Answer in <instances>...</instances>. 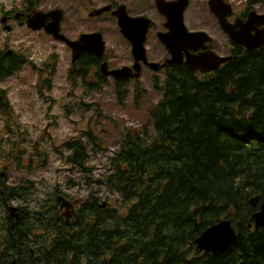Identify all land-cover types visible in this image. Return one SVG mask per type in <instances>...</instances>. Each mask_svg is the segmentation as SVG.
<instances>
[{
    "label": "trees",
    "instance_id": "1",
    "mask_svg": "<svg viewBox=\"0 0 264 264\" xmlns=\"http://www.w3.org/2000/svg\"><path fill=\"white\" fill-rule=\"evenodd\" d=\"M263 1L247 0L246 10ZM42 2L20 0L19 10L31 14ZM14 12L0 5V14ZM234 54L213 75L182 67L158 82L161 99L148 111L152 129L125 130L109 173L98 182L119 197L120 209L91 193L67 225L57 220L62 194L57 187L41 195L28 178L10 184L3 168L0 264H264V228H249L257 210L250 200L264 195V46ZM49 58L53 63L44 69L29 62L24 51L9 55L0 49V81L29 64L38 72L39 87L51 88L52 80L42 78L56 72L57 56ZM100 64L84 53L67 78L75 86L89 84L95 70L104 84L108 79L100 74ZM133 89L139 101L145 89L139 82ZM116 91L120 102L130 94L124 83ZM13 114L8 91L0 89L8 134L15 133ZM18 135L21 141L0 144V169L4 162L27 173L45 168L52 147L43 148L47 141L41 139L25 149L23 132ZM84 138L93 152L104 150L102 138L89 129L64 141L60 153L72 169L87 173ZM16 201L30 206L19 207L18 220L9 213ZM223 219L232 221L235 245L220 256L197 252L194 242Z\"/></svg>",
    "mask_w": 264,
    "mask_h": 264
},
{
    "label": "rangeland",
    "instance_id": "2",
    "mask_svg": "<svg viewBox=\"0 0 264 264\" xmlns=\"http://www.w3.org/2000/svg\"><path fill=\"white\" fill-rule=\"evenodd\" d=\"M172 1V0H165ZM174 1V0H173ZM209 0H191L185 12L184 22L190 31H203L217 39L218 46L225 42L227 52L231 48L229 36L220 28L215 16L208 8ZM124 4L132 17L146 16L154 22L153 29L148 33L146 47L153 55L163 54L164 47L156 37L163 31L165 19L157 12L155 0H43L36 11L44 13L61 9L64 13L62 33L71 40H77L81 34L101 32L106 42V54L112 69L122 68L130 64L131 47L120 33L117 20L111 13L90 18L88 14L107 5ZM239 14L246 9L245 0H227ZM1 7L7 11L20 12V0H0ZM258 13H264V1L255 7ZM19 19L22 15L18 14ZM0 14V49L9 51H24L29 62L40 68H46L52 54L57 56L56 72L53 75L44 74L42 78L51 79V88L39 87L38 72L27 64L16 75L0 81V89L8 91L9 101L14 109L11 128L14 134H8L6 121L0 115V139L4 146L9 139L21 141L25 149L33 146L41 139L43 148L52 147L47 165L43 169H35L32 173L20 170L11 162H4L0 171L8 169V181L16 184L21 179L28 178L37 185L39 194L48 196L57 187L68 200L79 205L91 193L98 196L110 207L120 209V200L116 194L108 191L98 182L103 181L109 173L110 159L118 150L122 133L127 129H142L147 126L152 129L148 114L149 108L161 99V92L151 81V74L146 72L141 79L145 89L139 101L129 86L130 94L124 102H120L112 78L104 84H99L96 71L88 76L89 84L78 83L76 86L67 78L72 64V52L62 42H57L44 31L34 32L26 25L12 19L10 23L2 24ZM233 22V19L230 18ZM5 25L10 26L7 31ZM142 62V61H141ZM162 74L158 75L160 78ZM53 105L49 111V105ZM91 129L102 138L104 150L93 152L90 143L84 138L88 149V172H80L66 164L61 155L64 141L80 137L83 132ZM2 141H0V144ZM23 144V146H24ZM3 151V148H2ZM11 206L27 207L26 203L13 202ZM30 208V206H29Z\"/></svg>",
    "mask_w": 264,
    "mask_h": 264
},
{
    "label": "water",
    "instance_id": "3",
    "mask_svg": "<svg viewBox=\"0 0 264 264\" xmlns=\"http://www.w3.org/2000/svg\"><path fill=\"white\" fill-rule=\"evenodd\" d=\"M190 0H156V7L161 15L166 18V28L168 32H159L158 39L171 52V59L168 61L171 65H180L184 61V53L187 54L186 63L193 73H210L220 67L221 64L227 63L231 57H220L214 52V56L208 57L204 54L192 55L190 50H204L208 48V44L213 42L210 34L203 31H189L184 22V15ZM209 9L219 21L220 27L229 36L230 40L241 47L249 50L259 49L264 45V33L259 36L250 37L251 25L253 19H264V15H257L255 12L249 14L247 21L235 20L234 23L229 21V17L233 15V7L230 3H223L222 0H210ZM110 12L117 19V25L123 37L130 42L132 46V54L136 61V66L131 69L137 70V66L141 61L146 60L145 43L147 34L152 24V20L145 16L132 17L129 15L127 6L122 4L113 10L112 5H107L96 9L89 13V17H99L104 13ZM17 13L15 19L18 21ZM21 16V17H22ZM64 13L61 9H56L47 13L35 11L27 16V27L34 31H44L53 40L66 44L72 52V64L75 66L79 58L88 53L101 60L100 73L102 76L113 77L116 81L122 82L130 79L132 76L127 72L128 68L110 69L108 61L105 59L106 42L101 32L81 34L77 40H70L62 33V21ZM8 18L4 17L2 23H7ZM50 21V22H49ZM7 31L11 27H5ZM240 29V30H239ZM264 32V30H263ZM155 71L159 68L155 67ZM138 77V76H137ZM61 207L69 210L72 207L70 201L63 196H59ZM251 205L257 209L252 215L253 223L249 224L250 229L258 230L264 228V195L255 196L250 200ZM10 216L15 220L19 219V208L16 206L9 207ZM237 239V232L233 227L230 219H223L220 222L208 227L202 232L198 239L194 242L196 251L199 253H209L220 256L228 252ZM16 264V261L13 262Z\"/></svg>",
    "mask_w": 264,
    "mask_h": 264
},
{
    "label": "flooded vegetation",
    "instance_id": "4",
    "mask_svg": "<svg viewBox=\"0 0 264 264\" xmlns=\"http://www.w3.org/2000/svg\"><path fill=\"white\" fill-rule=\"evenodd\" d=\"M173 1V0H172ZM210 1V0H209ZM208 1V3H209ZM223 3H228L227 0H222ZM189 6V5H188ZM118 7L115 6L113 7V9H116ZM233 7V5H232ZM188 8V7H187ZM209 8V6H208ZM210 10V9H209ZM233 10H234V7H233ZM158 12V10H157ZM251 12H255L257 15H264V13H258L257 11H250L248 12L246 9L239 13V14H236L235 12H233V15L229 17V21H230V18L233 19V22L231 23H234L235 20H242V21H247V19L249 18V14ZM159 13V12H158ZM23 16L21 19H19L17 22H19V25L26 21L27 19V16L29 14H26L25 12L22 13ZM160 14V13H159ZM161 15V14H160ZM214 15V14H213ZM7 18H8V21L7 23H10L12 21V19L15 20V13L13 14H8L6 15ZM164 19H165V22L163 23V28L164 30L163 31H159V32H168L169 30L166 28L165 24H166V18L161 15ZM215 16V15H214ZM185 17V15H184ZM218 24H219V21H218V18L215 16ZM152 20V19H151ZM50 22V21H49ZM26 25V24H24ZM22 26V25H21ZM220 26V24H219ZM154 27V22H152V25L150 26V29L148 31V33L153 29ZM221 28V27H220ZM222 29V28H221ZM240 30V29H239ZM251 33H250V37H254V36H259V35H262L264 32V19H253V22H252V25H251ZM191 31V30H190ZM156 34V37L158 35V33ZM211 35V34H210ZM148 36V34H147ZM212 36V35H211ZM213 37V36H212ZM158 38V37H157ZM213 42L208 44V48L207 49H202V50H199V51H196V50H193L191 49L190 50V54L192 55H200V54H204L207 55L208 57H212L214 56L211 52H214L215 54H217L218 56L220 57H234V51L235 50H239V51H254V50H249L247 49L246 47H241L239 45H236V44H233L231 41V48L228 50L227 52V45L225 42L221 43L220 46L217 45L216 41L217 39L213 37ZM159 40V39H158ZM160 41V40H159ZM147 42V41H146ZM129 43V42H128ZM160 43L162 44V42L160 41ZM130 44V43H129ZM236 45V46H235ZM162 46L164 47V53L163 54H159V53H155V56L153 55L152 51L150 50V48L146 47V60L147 61H142L140 62V64L137 66V70L133 71L131 69H133L135 66H136V61L134 59V56L132 54V46L130 44V47H131V60H130V64H128L127 66H123V67H127L128 70L127 72L132 76L130 79H127L125 81H122V82H118L116 81L114 78L113 81H114V84H115V87H117L119 84L121 83H124L128 86H130L132 89L135 85H137V83H141V79H142V76L146 73V72H149L151 74V81L153 83V86L156 87L158 85V82L160 80L162 81H165V79H167L172 73H176L177 71H179L180 68L182 67H186L190 70L189 66L187 65L186 63V59H187V54L184 53V61L182 64L180 65H177V64H173L171 65L168 61L171 59L172 55H171V52L166 48L165 45L162 44ZM264 46V45H263ZM262 46V47H263ZM260 49V48H259ZM3 50H8L7 48H4ZM257 50V49H255ZM9 55H12L13 52L9 51ZM226 63L224 64H221L220 67L210 73H201V72H197V73H193L191 70V72L195 75H201V76H207V75H213L216 71H218L221 67H223ZM155 67H158L159 70L158 71H155L154 68ZM111 69V68H110ZM113 69V68H112ZM162 74V78H160V75ZM138 76V77H137ZM142 84V83H141ZM143 86V84H142ZM135 90L133 89V92ZM135 93V92H134ZM0 141H2V143L4 142L3 140L0 139ZM68 200V199H67ZM79 205H76L74 203H72V207L69 209V210H66V209H63L62 207H60V209L58 210L57 212V220L59 221H64L67 225H69L72 220L77 216V209H78Z\"/></svg>",
    "mask_w": 264,
    "mask_h": 264
},
{
    "label": "bare ground",
    "instance_id": "5",
    "mask_svg": "<svg viewBox=\"0 0 264 264\" xmlns=\"http://www.w3.org/2000/svg\"><path fill=\"white\" fill-rule=\"evenodd\" d=\"M255 19V18H254ZM150 29V28H149ZM138 172V171H137ZM131 185V184H130ZM138 185V184H137ZM88 247V246H87ZM92 247V246H91Z\"/></svg>",
    "mask_w": 264,
    "mask_h": 264
}]
</instances>
